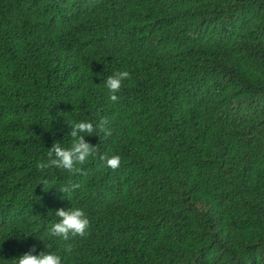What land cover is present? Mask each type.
Returning a JSON list of instances; mask_svg holds the SVG:
<instances>
[{
	"label": "trees",
	"instance_id": "obj_1",
	"mask_svg": "<svg viewBox=\"0 0 264 264\" xmlns=\"http://www.w3.org/2000/svg\"><path fill=\"white\" fill-rule=\"evenodd\" d=\"M103 118L111 135L85 140L117 169L37 167ZM61 207L85 236L49 234ZM34 245L62 264H264V0H0V264Z\"/></svg>",
	"mask_w": 264,
	"mask_h": 264
},
{
	"label": "clouds",
	"instance_id": "obj_2",
	"mask_svg": "<svg viewBox=\"0 0 264 264\" xmlns=\"http://www.w3.org/2000/svg\"><path fill=\"white\" fill-rule=\"evenodd\" d=\"M128 78H130L128 71H117L104 82L109 93V99L112 102L118 101L117 93L120 91L123 81ZM107 123L106 118L101 119L96 125L91 121L83 120L70 123L72 125V131L69 134L72 140L70 147H63L59 142H54L52 147L48 149L47 161L40 162L37 167L41 171L57 167L70 173H76L80 171L77 165H83L89 157H98L102 162V166L113 170L117 169L121 163L119 155L101 154L95 145L85 140V134L93 135L97 130L106 133L105 135H111V132L106 128ZM78 187V184H73L71 187L66 186L60 188V190L66 193ZM55 215L59 219L48 229L51 236L68 241L70 237L85 236L87 234L90 222L82 208L70 207L65 209L61 207L55 211ZM72 248L71 244L65 245V251L68 253L72 252ZM34 253L35 245L31 250L16 257V264H62L61 257L54 252L41 251L38 255Z\"/></svg>",
	"mask_w": 264,
	"mask_h": 264
}]
</instances>
